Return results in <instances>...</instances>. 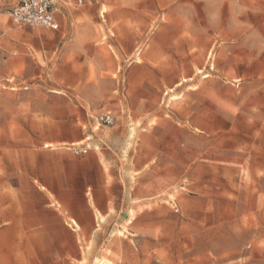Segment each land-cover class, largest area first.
<instances>
[{"label": "rangeland", "instance_id": "374dc122", "mask_svg": "<svg viewBox=\"0 0 264 264\" xmlns=\"http://www.w3.org/2000/svg\"><path fill=\"white\" fill-rule=\"evenodd\" d=\"M60 2L0 0V191L52 188L63 264H264V0Z\"/></svg>", "mask_w": 264, "mask_h": 264}, {"label": "crops", "instance_id": "0c3cea01", "mask_svg": "<svg viewBox=\"0 0 264 264\" xmlns=\"http://www.w3.org/2000/svg\"><path fill=\"white\" fill-rule=\"evenodd\" d=\"M78 1L68 0V3L74 7L82 6L83 0H80L81 5ZM53 3L54 17L60 29L57 15L63 3L60 0H53ZM46 177L40 176L41 179ZM24 178L29 179V186L24 190L0 191V264H63L69 257L68 248L74 247L78 254L79 248L86 245L85 229L70 216L69 210L68 219L64 218L60 212L63 203L45 181L34 176ZM77 191L85 210L88 200L84 176L81 189L79 187ZM48 211L57 217L54 225L47 216Z\"/></svg>", "mask_w": 264, "mask_h": 264}, {"label": "built area", "instance_id": "2783aa9c", "mask_svg": "<svg viewBox=\"0 0 264 264\" xmlns=\"http://www.w3.org/2000/svg\"><path fill=\"white\" fill-rule=\"evenodd\" d=\"M77 4L81 5L82 2L79 0ZM53 6V0H15L13 8L7 14L19 25L56 32L59 30V24L55 20ZM100 120L107 126L114 123L110 112H106Z\"/></svg>", "mask_w": 264, "mask_h": 264}]
</instances>
